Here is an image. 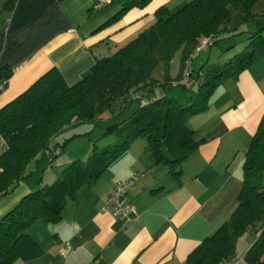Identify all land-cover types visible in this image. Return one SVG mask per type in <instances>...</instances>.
<instances>
[{
    "label": "crops",
    "instance_id": "1",
    "mask_svg": "<svg viewBox=\"0 0 264 264\" xmlns=\"http://www.w3.org/2000/svg\"><path fill=\"white\" fill-rule=\"evenodd\" d=\"M129 1L110 0L95 9L94 0H0V74L11 71L3 82L0 109L51 69L68 86L75 85L98 59L111 55L110 45L114 53L150 26L159 7L173 10L189 0H150L143 9L131 8L117 22L102 26ZM178 74L179 62L175 76H168L171 83ZM263 114L264 55L236 80L224 81L209 98L207 109L190 117L188 127L198 145L181 163L179 175L155 163L144 138L134 140L94 186L81 188L75 199L67 200L59 222L36 221L28 229L43 254L14 264H183L235 209L245 153ZM7 149L0 135V156ZM75 160L80 158L62 151L54 167L63 169ZM136 174L143 177L126 196L135 214L124 220L111 208L104 210L116 183ZM59 175L46 181L52 183ZM43 177L21 180L2 196L0 216L44 185ZM251 231L256 235L255 229ZM64 242L72 250L62 261L59 251Z\"/></svg>",
    "mask_w": 264,
    "mask_h": 264
},
{
    "label": "trees",
    "instance_id": "2",
    "mask_svg": "<svg viewBox=\"0 0 264 264\" xmlns=\"http://www.w3.org/2000/svg\"><path fill=\"white\" fill-rule=\"evenodd\" d=\"M257 0H189L173 10L165 6L154 13V22L140 31L114 53L96 61L88 76L68 86L56 69H51L24 93L0 109V135L8 149L0 156V198L10 193L29 174V165L46 149L60 154L75 138L71 134L62 143L52 139L83 123L96 124L119 101V112L134 101L136 109L120 122L105 128L119 143L112 149H92L85 162L75 160L61 170V179L38 187L23 196L0 216V264L30 261L43 254V248L29 233L36 222L55 224L62 218L67 200L75 199L83 187H92L101 174L121 156L138 137L144 138L155 163L168 166L172 175L181 173V163L196 149L198 142L188 120L208 107V100L226 80H236L255 60L264 55V15L251 9ZM150 0H131L104 25L117 22L131 8L143 9ZM231 10L241 12L240 23L252 21L248 46L234 54L224 65L213 64L206 73L195 75L191 68L183 88L186 104L163 93L166 82L151 79L152 70L168 64L181 51L179 74L195 48L205 38L215 44L230 21ZM209 45L207 49L211 46ZM191 65V64H190ZM11 76L0 74V84ZM182 76V74H181ZM193 90H190L191 86ZM196 87V88H195ZM160 96H157V94ZM72 126V127H70ZM70 127V128H69ZM48 164L55 165L56 159ZM242 188L230 217L187 256L183 264H231L237 240L247 230L256 232V240L243 255L246 264H264V114L247 147L243 161Z\"/></svg>",
    "mask_w": 264,
    "mask_h": 264
},
{
    "label": "rangeland",
    "instance_id": "3",
    "mask_svg": "<svg viewBox=\"0 0 264 264\" xmlns=\"http://www.w3.org/2000/svg\"><path fill=\"white\" fill-rule=\"evenodd\" d=\"M251 14L255 16L264 15V0H257L254 3V6L251 9ZM241 16V12L231 10L230 21L226 25V28L230 31L225 33L220 31L222 34L219 35L220 37L217 42L211 45L208 49L198 52L195 58L191 60L190 66L195 70V75L199 70L206 73L213 64L224 65L234 56V54H240L245 50L248 46V32L255 31L256 26L252 21L240 23ZM127 42L128 41H126V43ZM126 43L123 44L125 45ZM110 47L111 49H109L108 52L112 54L113 46L110 45ZM180 56L181 51H178L174 54L168 64L160 62L152 70L151 79L158 82L168 81L164 84L163 93L168 97L176 99L179 104H186V99L183 97V88L172 84L168 79L169 75L173 77L177 73ZM186 65L187 64L185 63L184 67H186ZM181 74L180 77L182 78ZM181 78L177 79L175 83H178ZM193 88L194 86L192 85L190 90H193ZM122 103V101H119L117 105L110 110V112L102 114L96 124L83 123L77 125L76 127L70 126L72 128L69 129L68 132L61 134L58 138L52 139L51 144L54 145L56 143H62L65 137H68L71 134H84L89 132V135L87 136L73 139V141L71 143L69 142L63 150V155L68 153V155L71 154L73 156H77L80 158L79 161L83 162L87 160L89 154L95 146L97 151L114 148L115 145L119 143L118 136L114 133L104 134L105 128L120 122L123 118L127 117L130 112L136 109V103L132 101L127 108L119 112V107ZM139 138L140 137L136 139ZM61 170L62 167H50L47 162V156H41L40 159L31 166L27 179L30 178L31 182L36 179L39 180L40 176L42 175L43 177L44 173L43 184H51L49 183L51 181H46L47 177H53L58 172L60 175L56 177L55 181L61 179ZM31 232L33 233L32 228ZM255 240L256 235L254 231L252 232L251 230H247L245 234L237 240L235 250L231 255V263L240 261L243 254H245L246 250L249 249V246H251Z\"/></svg>",
    "mask_w": 264,
    "mask_h": 264
},
{
    "label": "built area",
    "instance_id": "4",
    "mask_svg": "<svg viewBox=\"0 0 264 264\" xmlns=\"http://www.w3.org/2000/svg\"><path fill=\"white\" fill-rule=\"evenodd\" d=\"M109 2L110 0H94V8L100 9L101 7L107 5ZM212 43H213L212 38H205L199 43V45L197 46L195 50V53L192 54L190 57V60L187 61L186 63L187 65L184 68L183 73H182V78L178 83L182 85L188 84L189 74L191 71V68H190L191 60L195 58L198 52L202 50H206L207 47L211 45ZM3 89H4V84L1 83L0 93L3 91ZM44 154L50 157L51 159L60 154V149H54V150L46 149L44 151ZM49 165L52 166L53 164H49ZM142 177H143L142 174H136L132 178L126 181L116 183V185L113 187L110 195L108 196L105 202L104 210L111 208L115 216L119 217L120 219L129 220L130 217L135 214V208L129 201L126 200V196H127L128 191ZM71 250H72V247L69 244V242L62 243L60 251H59L62 261H65V259L67 258ZM231 264H246V263L244 261V258L242 257L240 261H237Z\"/></svg>",
    "mask_w": 264,
    "mask_h": 264
}]
</instances>
